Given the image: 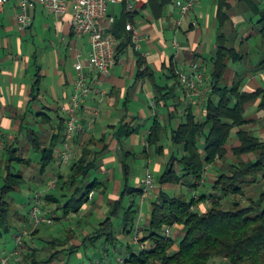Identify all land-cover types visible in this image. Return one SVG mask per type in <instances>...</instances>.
<instances>
[{
  "label": "trees",
  "instance_id": "obj_1",
  "mask_svg": "<svg viewBox=\"0 0 264 264\" xmlns=\"http://www.w3.org/2000/svg\"><path fill=\"white\" fill-rule=\"evenodd\" d=\"M167 1L173 5L174 0H149V3L155 10H160ZM237 1L257 9L253 0ZM222 4V7L226 5ZM222 7L219 13L221 28L222 22L224 24L227 21ZM133 16L134 13L125 9L121 18H115L110 33L120 42L119 56L129 49L138 55L137 79L150 81L154 108L157 111L165 110L167 114L164 120L161 119L162 115L154 116L143 152L149 161L146 175L148 170L153 176L155 174L150 168L153 159L162 163V171L158 182L154 176V191L144 199L146 175L142 187H132V166L125 160L124 187L119 199L108 200L105 204L106 219L93 228L92 234L80 246L71 245L69 249L76 252L89 243L102 241L107 246L105 253L108 256L111 255L108 247L112 245L121 254L125 253L118 261L110 256V260H104V257L98 263L90 264H215L218 259L225 264H264V138L253 129L246 128L254 123L247 119L246 105L261 99L258 108L264 109V89L252 93L244 91V74L237 75L232 83L229 82L232 65L243 59V54L234 46L237 37L229 38L226 34L220 36L218 51L211 60L210 80H205L203 86L209 90L205 100H196V104H189L184 109L187 98L179 85L175 64L172 62L169 67L165 66L161 72H157L134 50L132 35L127 30V25L133 22ZM260 23L264 26V13ZM172 107L175 110H171ZM197 107L202 109V117L197 114ZM66 125L67 117L57 141L43 151L42 174L47 173L58 160L57 147L60 138L64 139ZM134 131L136 129L124 125L116 137L121 142ZM232 138L239 144H231ZM167 141L172 142L171 148L165 146ZM102 142L105 139L98 143ZM92 145L97 144L90 140L80 158L72 162L67 180L60 174L51 180L50 185L56 183L53 187L55 190L62 185L60 190L65 189L66 192L61 195L58 194L59 190L38 192L33 198L34 205L40 195L41 211L53 213L54 210L49 209V212L47 206L55 202L61 204L59 196L68 197L66 204L61 207L64 216H69L83 211L96 191L106 194L108 182H99L96 178L92 180V177L99 170L100 160L108 153L109 145L95 146L97 148ZM14 146L5 142L0 155V179L4 182L0 187V246L6 243L7 236L14 228L12 221L17 216V212L14 214L12 211L14 200L9 196L23 189L30 181L22 171L15 169L14 165L23 164V159ZM60 160L63 164L62 158ZM212 173L216 176L213 182L208 179ZM66 185L72 192L70 196L67 195ZM179 187L188 189L190 193L179 192ZM200 189L205 191L199 193ZM148 200L150 219L140 229L139 212L142 203ZM117 220L121 221L120 225ZM169 228L172 232L182 228L184 235L179 241L173 234L168 237L166 230ZM139 229L141 242L148 243V248H141L132 241ZM18 238L23 239L18 236L16 240ZM68 243L69 239L59 245L65 247ZM6 250H2L3 253L0 249V264L25 263V258L22 260L21 257L19 262L18 255H15L19 251L18 242L14 251ZM59 253L56 252L51 258L39 256L40 260L37 259L38 250L25 252L24 256L28 257V264H52Z\"/></svg>",
  "mask_w": 264,
  "mask_h": 264
},
{
  "label": "crops",
  "instance_id": "obj_2",
  "mask_svg": "<svg viewBox=\"0 0 264 264\" xmlns=\"http://www.w3.org/2000/svg\"><path fill=\"white\" fill-rule=\"evenodd\" d=\"M253 1L257 9L237 0H202L185 19L182 28L176 29L173 24L177 16L173 5H169L168 1L163 6L160 2V10H155L149 0H134L135 11L133 22L130 23L145 36L138 54L157 72L173 62L177 71H199L209 81L211 60L218 51L220 36H236L234 46L243 54V59L232 65L229 82L232 83L237 75L244 74V91L252 93L264 89V26L260 23L264 13V0ZM222 3L226 5L222 7ZM221 7L227 18L224 24L222 22V28L219 17ZM125 9V4L112 5L110 15L121 18ZM21 12V0H9L0 7V127L6 144H14L18 155L23 159L18 170L31 183L47 189L51 180L59 174L67 180L72 162L80 158L83 148L90 140L97 144L92 145L94 148L109 145L108 153L100 160L99 170L92 177V180L96 178L99 182H108L106 194L96 191L83 211L73 213L75 217H82L84 224L80 226L86 225L85 227L80 231L76 226L65 228L66 235L61 230L63 240L69 239L67 247L80 246L82 240L92 234L97 222L106 217L105 204L108 200L119 199L124 187L125 160L132 166L130 184L134 188L142 187L145 176H140L138 166H144L146 174L149 161L143 152L154 116L162 115L161 119L164 120L167 114L164 113L165 110L157 111L154 108L150 81L137 79L138 55L129 49L119 56V62L111 73L101 78L99 86L105 95H92L81 109L79 115L83 131L72 145L73 156L70 163L65 166L61 164L60 151L64 142L61 137L57 147L56 166L42 174L43 151L54 145L57 135L64 127L67 116L63 108L75 91L76 65L79 62L86 64L91 45L88 37H80L75 33L72 11L64 16H57L42 5H34L27 11L30 25L26 29L21 27L18 20ZM251 12L254 18L248 19L247 14ZM174 41L180 43L181 49L174 45ZM186 98L184 109L189 104H196V99L193 101L187 96ZM260 101L258 99L246 105L247 119L254 121L246 128L253 129L258 136L264 138V109L258 108ZM171 110H175L174 107ZM196 111L200 117L203 116L202 109L197 107ZM124 125L136 131L120 142L116 133ZM101 139H105V142L98 143ZM230 142L239 144L235 138ZM133 166H136L135 170ZM150 168L155 173H160L162 163L153 159ZM212 176L215 174L208 175L211 181L214 180ZM61 187L62 185L59 189L47 192L59 190L58 194H63L66 190H60ZM67 187L66 185L65 188ZM67 192L71 191L67 189ZM67 199L68 197L65 200ZM58 205L62 206L55 202L50 207L55 210ZM201 207L205 208L203 205ZM140 210V229H143L150 219V207L148 212L145 211V206ZM67 219L68 216H63L57 224L62 225ZM173 232L176 239L184 235L182 228H176ZM73 233H77L76 237L69 238L68 235ZM42 236L43 233L38 234L36 241H44ZM121 237L123 238L122 235ZM35 246L37 249V244ZM42 252L38 250L37 259L40 260ZM53 263L57 264L55 261ZM218 263L225 264L221 259L215 264Z\"/></svg>",
  "mask_w": 264,
  "mask_h": 264
},
{
  "label": "built area",
  "instance_id": "obj_3",
  "mask_svg": "<svg viewBox=\"0 0 264 264\" xmlns=\"http://www.w3.org/2000/svg\"><path fill=\"white\" fill-rule=\"evenodd\" d=\"M202 0H174L173 8L177 18L174 20V27L181 29L185 19L195 10ZM9 0H0V7ZM44 6L51 14L64 16L72 11V25L75 33L80 37H88L91 45L89 58L85 63L79 62L76 65L77 77L75 80V91L68 104L63 108L67 116V125L64 136L63 149L60 156L62 163L67 165L73 156L72 143L76 136L82 131L80 111L86 101L95 94L101 96L105 92L100 88L99 82L103 76L111 73V70L119 62V40L110 33L115 22V17L110 15V6L125 4L127 12L134 13V0H21L22 12L18 16L19 23L23 29L30 25L27 11L34 5ZM127 30L132 35L133 48L139 52L142 49V41L145 36L132 24L127 25ZM174 45L181 49L178 41ZM179 85L184 89L186 96L193 101H204L208 88L203 87L205 76L201 72L188 73L185 70L178 71ZM5 136L0 127V155L4 149ZM55 186V182L52 187ZM155 189V180L152 172L147 171L144 187V199L150 196ZM42 199L38 196L32 210L35 223L52 224L53 221L47 217H39L41 212ZM172 229L166 230L168 237L172 236ZM22 241L18 238L17 242ZM133 243L141 248H148V243L141 242L140 229L132 239ZM18 255V252L15 254Z\"/></svg>",
  "mask_w": 264,
  "mask_h": 264
},
{
  "label": "rangeland",
  "instance_id": "obj_4",
  "mask_svg": "<svg viewBox=\"0 0 264 264\" xmlns=\"http://www.w3.org/2000/svg\"><path fill=\"white\" fill-rule=\"evenodd\" d=\"M247 18L248 19L254 18L253 13L252 12L248 13ZM165 146L168 148L169 147L171 148L172 142H169V141L165 142ZM55 164L56 163H54L53 166ZM14 166H15V169H17V170L19 169L18 168L19 164L14 165ZM134 167L136 169V166H133V169H134ZM138 171H139V173H141L140 176L142 178H144V176L146 175L145 171H144V166L139 165ZM154 176L158 182V178L160 176V173H155ZM213 179L215 180L216 177L214 176ZM157 182H156V184L158 185ZM3 184H4L3 179H0V187ZM38 187L39 186H37L36 183H31L29 181L28 184H26L23 189H21L19 191L12 192L11 195L9 196L10 199L14 200V203L12 206V211L14 214L17 212V214H16L17 216H15L14 220L12 221L14 228L12 229V232L7 236L6 243L2 244L0 246L1 251L4 249H7L6 251H8V252L14 251L17 248V240L16 239L18 236H21L23 239H22V241H19V251H18V257L17 258H18V261L21 257H22V260H24V258H25L26 260H25L24 264H28V257L24 256L25 252L35 251V250H42L43 252L41 253V256H44V257L48 256V258H51L56 252L59 251L60 252L59 255L55 256V259H54V261L57 264H90L91 262H97L98 263L100 259H103L105 257L104 260H106V259L108 260L110 256L115 258L116 261H118L122 256L125 255V253L121 254V252L119 250H115V248L112 245V246L108 247V249L110 250V253H111V255L108 256L109 254L105 253V251H106L105 249L107 246L104 245L102 241L96 242L95 244L89 243L88 246L78 248V250L76 252H72V250L69 249L70 247L65 246L67 248H64L63 245L62 246L59 245L61 242L64 241L62 235L67 234L64 231L65 228L68 229V228H72L73 226H76L78 228V231H80L82 229V227H85L86 225L80 226V225L84 224V223H82L83 220H81L82 217L81 216L75 217L73 213H71L68 216V219L65 221V223H63L62 225L57 224L59 222L60 218H62L64 216V209L60 205L55 206V210L53 213H48V212H45L44 210H42L39 214V217H47V218L52 219L53 220L52 224H43L42 223V224L38 225L37 223H35V219L32 216V210L34 207L33 206L34 205L33 198L35 197V195L38 192L44 193V192H47L49 190L55 189L52 187V184L47 189L42 188V187L38 188ZM208 187L210 189L209 185H208ZM178 191L179 192L184 191L185 193H190L188 191V189H186V188H180V189H178ZM203 191H205V190L200 189L198 192L201 193ZM71 193L72 192L68 193V195L69 194L71 195ZM59 197L61 200V205L64 206L66 204V200H65L66 198H64L62 196H59ZM142 200L143 199H141L139 201V203H141ZM141 206H142V209H144V206H145L146 207L145 211L148 212L149 207H150V201L148 200L146 203H142ZM47 208H48L47 210L51 209V207L49 205L47 206ZM49 212H51V211L49 210ZM139 214H140V212H139ZM104 219H106V217L99 220L100 222L98 221L97 225H98V223H101L102 221H104ZM120 222H121L120 220H117L118 225H120ZM85 224H87V223H85ZM40 230H42V231H40ZM61 230H63V234H62ZM39 231L41 234L43 233L42 239H44V241H40V240L36 241L38 234H40ZM76 235H77V233H73V234L68 235V237L72 238V237H76ZM173 235H174V232H173ZM130 238H131V236H129V239ZM34 240L36 241V243L33 242ZM177 240L179 241L180 237H178ZM49 241H53V242H49ZM123 241L127 242V240H123ZM36 244H37V249H35ZM2 252L4 253V251H2ZM5 261H8V259H6ZM54 261H52V262H54ZM52 264H54V263H52ZM218 264H222V263H218Z\"/></svg>",
  "mask_w": 264,
  "mask_h": 264
}]
</instances>
